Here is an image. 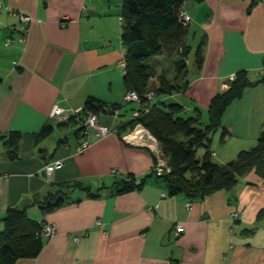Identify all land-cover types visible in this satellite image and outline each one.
<instances>
[{
  "label": "crops",
  "instance_id": "0c3cea01",
  "mask_svg": "<svg viewBox=\"0 0 264 264\" xmlns=\"http://www.w3.org/2000/svg\"><path fill=\"white\" fill-rule=\"evenodd\" d=\"M0 4V231L10 208L57 229L37 256L15 264H264V179L255 171L229 191L197 198L173 194L164 178L152 175V152L126 144L118 131L135 105L123 107L119 116L100 112V122L115 132L100 138L90 129L85 137L91 146L81 154L80 125L50 117L56 103L69 112L89 98L124 104V0ZM189 9L186 92L174 97L187 114L200 110L203 118L233 74L245 71L253 83L262 80L264 1L192 0ZM20 13L32 17L25 31ZM47 125L53 133L40 137ZM263 130L261 82L227 109L209 147L213 160L226 164L256 145ZM57 159L64 167L48 179L45 165ZM143 178L140 189L115 192L117 183ZM87 189L101 197H90ZM57 194L63 203L40 208ZM177 225L185 231L178 234Z\"/></svg>",
  "mask_w": 264,
  "mask_h": 264
},
{
  "label": "trees",
  "instance_id": "16d2710c",
  "mask_svg": "<svg viewBox=\"0 0 264 264\" xmlns=\"http://www.w3.org/2000/svg\"><path fill=\"white\" fill-rule=\"evenodd\" d=\"M183 3L184 0H124L122 16L124 19L122 44L126 53L124 85L127 92L135 90L139 93L140 103L124 102L122 105L108 106L105 102L89 98L82 108L81 116L82 118L90 114L99 116L100 112H110L114 115L116 111L119 116L123 107L132 104H135L132 113L135 110L150 108V111L140 118L131 117L129 123L121 128L125 130L124 132L118 130L121 138L138 122L142 123L158 139L171 169L163 177H157L153 172L152 175L164 178L173 194H182V192L172 187L169 178L182 177L191 188L201 191L200 197H205L219 191L234 189L243 177L254 171L264 179V130L255 147L240 151L226 164L215 162L209 149L214 134L223 127L224 115L229 106L240 99L248 87L264 82V77L261 81L253 83L247 72L236 73V79L230 81L229 88L219 92L211 100L208 108L209 122L205 126H202L200 110H196L194 116L187 118L183 116L186 112L180 103L167 105L165 98L185 93L186 84L182 86L168 81L165 76H159L158 87L151 86L156 72L145 61L162 53L178 54L177 71L184 77L182 72L187 65L189 53L184 41L189 26H184L179 21L178 13ZM149 92L155 93V97L151 100L148 99ZM74 120L80 125L79 133H81L84 127L79 120L71 118L61 122ZM53 131V125H47L42 129L40 137H49ZM226 135L227 132L223 131L222 138ZM200 147L208 148L202 158L197 157ZM13 153H15L13 150L10 151L11 155ZM144 180L145 178L140 183L135 179L119 182L114 185L115 192L121 194L140 189ZM72 187L80 186L73 184ZM86 191L90 197H101L100 193L92 194L89 189ZM58 196L59 194L47 199L43 204L55 200ZM4 222L5 229L0 231V264H15L20 258L35 257L48 242L42 236L45 222L29 218L25 210L8 209Z\"/></svg>",
  "mask_w": 264,
  "mask_h": 264
},
{
  "label": "built area",
  "instance_id": "2783aa9c",
  "mask_svg": "<svg viewBox=\"0 0 264 264\" xmlns=\"http://www.w3.org/2000/svg\"><path fill=\"white\" fill-rule=\"evenodd\" d=\"M190 3H191V0H184V3L181 6L179 13H178L179 21L184 26H189L190 23L192 22V16H191L190 9H189ZM0 8H2L1 4H0ZM19 19L23 24L22 31H25L27 24L32 21V17L27 14L20 13ZM120 19L123 21V17H121ZM9 42H11V39H8V43ZM125 54L126 53L124 51L123 55L125 56ZM122 65L124 68L126 67L125 59H123ZM258 74L259 76L264 77V68H262ZM235 79H236V74H233L230 78V81H233ZM154 97H155L154 92L148 93V99L151 100ZM125 102L139 104L140 103L139 93L135 90L128 91L125 95ZM82 111L83 109L80 108V109L72 110L71 112H69L67 109L62 107L59 103H56L54 104L50 112V117L58 121H67V120H70L71 118H75L76 120H79L84 127V130H83L84 137L89 134L90 129H94L97 136L100 138H106L115 132L113 128L110 127L108 124L101 123L99 116L97 114H90L82 118L81 116ZM149 111H150V108H144L142 111L135 110L132 113V118L134 119L140 118L144 113H148ZM114 115L118 116V111H116ZM122 140L128 145L147 149L152 152V154L155 157V164L153 166L152 172L157 177H163L171 171L168 161L162 153V149H161L158 139L142 123L138 122L130 131L123 134ZM90 146H91L90 141L85 137V139L82 141L77 151L79 154H81L84 151H86ZM64 164H65V161L63 159H57V160H53V161L46 163L45 165L46 177L48 179H51V177L57 170H60L64 167ZM117 173H118L117 170H115L114 174H117ZM4 178L5 176L0 174V194L3 191ZM163 196H166V194L164 193ZM151 209L152 208H150V210ZM231 216H232V219L237 220L239 218V213L234 212ZM184 231H185V227L183 225L176 226V232L178 234ZM56 233H57V229L53 224H46L44 229L42 230V236L47 241L51 239ZM80 239L81 238H78V237L76 238V240L78 241Z\"/></svg>",
  "mask_w": 264,
  "mask_h": 264
},
{
  "label": "rangeland",
  "instance_id": "374dc122",
  "mask_svg": "<svg viewBox=\"0 0 264 264\" xmlns=\"http://www.w3.org/2000/svg\"><path fill=\"white\" fill-rule=\"evenodd\" d=\"M193 57H194V53H191L190 58L192 59ZM178 59H179L178 54L168 55L167 53H162L161 55L151 57L148 60H146L145 63L148 64L150 67H152L156 72V77H154L152 79V81H151L152 85L151 86L158 87V84H159L158 83L159 82L158 77L159 76H165L168 81H171V82H174V83H177L179 85L184 86V78L181 75H179V73L177 71L176 61ZM185 70H186V67L183 69L182 75H185V72H184ZM165 99H166L167 105L168 104H175L178 100L177 96L176 97H166ZM120 104L122 105V103H120ZM132 105H135V104H132ZM183 116L189 118L192 115L184 113ZM201 121H202V126H205L208 124V122H209L208 113L204 114V117L202 118ZM255 146L256 145H254L248 149H243V150H249ZM206 149H207L206 147H200L197 151V157L202 158L207 152ZM189 176H190V174H189Z\"/></svg>",
  "mask_w": 264,
  "mask_h": 264
},
{
  "label": "water",
  "instance_id": "95a60500",
  "mask_svg": "<svg viewBox=\"0 0 264 264\" xmlns=\"http://www.w3.org/2000/svg\"><path fill=\"white\" fill-rule=\"evenodd\" d=\"M169 182L174 189L181 191L189 197H200L201 191L199 189L191 188L186 181L179 176H172L169 178ZM65 200L63 195L58 196L55 200H49L46 204L40 206L42 210L49 211L55 207H58Z\"/></svg>",
  "mask_w": 264,
  "mask_h": 264
}]
</instances>
